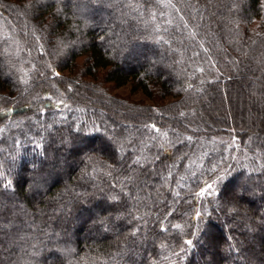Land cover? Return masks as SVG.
<instances>
[{"label":"trees","instance_id":"1","mask_svg":"<svg viewBox=\"0 0 264 264\" xmlns=\"http://www.w3.org/2000/svg\"><path fill=\"white\" fill-rule=\"evenodd\" d=\"M137 2L0 0V264H264V0Z\"/></svg>","mask_w":264,"mask_h":264},{"label":"rangeland","instance_id":"2","mask_svg":"<svg viewBox=\"0 0 264 264\" xmlns=\"http://www.w3.org/2000/svg\"><path fill=\"white\" fill-rule=\"evenodd\" d=\"M141 61H144L145 63L148 62L150 64L151 63H155V64H159L160 63L161 66L164 65V67H166V68L169 67V64H167V63H166V65L163 64L164 63V58L162 56H159L157 60H152L151 58L146 56V58H142ZM134 63H132V64H134ZM256 77H259L257 75V73L253 74V75L246 74L243 77V79L240 81V86L245 84V81L256 79ZM260 78L264 80V78L262 76L259 77V79ZM96 86L98 87L97 89H99V91L100 90H105L108 93L107 96L115 97L118 100H120V99L125 100V101L127 100V101H129V103H135L134 104L135 106L139 105L138 103L139 102H143V101H144V103L145 102L148 103V101L145 100L144 96L142 95V93L140 91H133L131 86L128 85V84L124 85L123 87L116 88L114 90L113 89L109 90L108 87H104L102 85V83H100V84L97 83ZM226 96H227V99H226L227 100V108L224 107L221 110L222 107H219L217 104L213 103L212 109L214 111H217L220 115L222 114V116L229 117V115H231V118H232L233 122L235 124H237V120L232 115V103H236V107H237L238 110H241V115L244 117L245 121L247 123H249V122L252 123V126L250 128V131L252 132V134L254 133L255 135H258V138H260V132H259V134H258V132H257V134L255 132V127H257L256 124H255V121L257 119H260V118H262L264 120V101L263 102L256 101L257 102L256 104L254 102L250 103V102L247 101L245 96L241 97L239 94L235 97V99H233V97L229 94L228 91H226ZM255 109H256V115L254 113ZM99 116L102 117V113H99ZM263 124H264V121H263ZM118 128L121 129L124 132V134L133 136V133L131 132V126L130 125H128V124L126 125L125 124L122 127L115 126L114 130H118ZM262 144L264 145V141H263ZM85 151H87V150H85ZM241 160H242V162L245 163V165H247L248 162L246 161V158H242ZM234 190L237 192L236 189H234ZM51 200H53V199L50 198L48 200V202H50Z\"/></svg>","mask_w":264,"mask_h":264},{"label":"snow or ice","instance_id":"3","mask_svg":"<svg viewBox=\"0 0 264 264\" xmlns=\"http://www.w3.org/2000/svg\"><path fill=\"white\" fill-rule=\"evenodd\" d=\"M123 2L126 4V6H128L129 8H131L133 11H138L139 10V4L137 2V0H123ZM157 3H166V4H171L172 3V0H156ZM170 23V21H169ZM57 76L59 75V73L56 74ZM24 83H27V80H24L23 81ZM145 127H149L148 125H145ZM151 129H154L155 131H159V129H156V126L153 124L150 126ZM2 131V130H0ZM166 135V134H165ZM189 140H191V137H188ZM161 147H164L163 144H161ZM157 159L159 157H156ZM181 158H184V157H181ZM145 161L147 163H151V161H148L147 158L145 157L144 158ZM134 166H140V167H143V165L141 164V157L137 156L135 157L134 159H132L129 167L130 169H132L133 171H135V167ZM216 166H213V170H215ZM193 176H195V173H193ZM131 179V177H130ZM218 179H223V177H218ZM215 183V181H213V183H208L206 184V187L204 188H201L200 192L198 193L199 196L203 197L206 193L208 195H212L213 194V191H210V190H213V184ZM7 187V185H5V188ZM3 205L0 204V209H2ZM21 208L23 207L22 205L20 206ZM177 227H179V225H177ZM187 243L191 244V241H187Z\"/></svg>","mask_w":264,"mask_h":264}]
</instances>
